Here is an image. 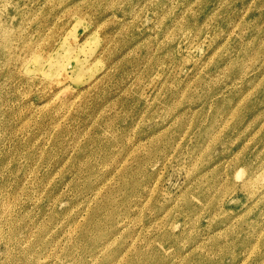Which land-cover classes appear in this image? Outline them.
<instances>
[{
    "label": "rangeland",
    "instance_id": "obj_1",
    "mask_svg": "<svg viewBox=\"0 0 264 264\" xmlns=\"http://www.w3.org/2000/svg\"><path fill=\"white\" fill-rule=\"evenodd\" d=\"M0 264H264V0H0Z\"/></svg>",
    "mask_w": 264,
    "mask_h": 264
},
{
    "label": "bare ground",
    "instance_id": "obj_2",
    "mask_svg": "<svg viewBox=\"0 0 264 264\" xmlns=\"http://www.w3.org/2000/svg\"><path fill=\"white\" fill-rule=\"evenodd\" d=\"M91 32L86 28H82L80 24L74 26L70 34L65 37L63 42V48L65 55L56 54V60H50L49 64L55 65L52 67H46L45 77L53 81V87L61 91L67 87L73 89L74 91L81 90L83 82L82 79L90 73L91 68L90 59L97 58L99 55L100 45L93 44L89 37ZM84 54L85 58L82 57ZM101 54V53H100ZM70 72L73 73V76L70 75ZM76 76L77 80L70 82L73 77ZM91 74V78L93 77ZM66 91V90H65Z\"/></svg>",
    "mask_w": 264,
    "mask_h": 264
}]
</instances>
